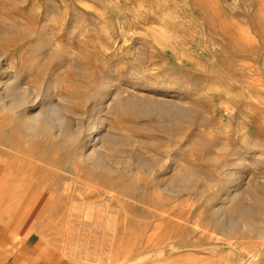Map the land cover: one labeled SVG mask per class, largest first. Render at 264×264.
<instances>
[{
  "label": "rangeland",
  "instance_id": "obj_1",
  "mask_svg": "<svg viewBox=\"0 0 264 264\" xmlns=\"http://www.w3.org/2000/svg\"><path fill=\"white\" fill-rule=\"evenodd\" d=\"M0 1V25L17 35L37 20L58 56L37 52L32 36L13 44L0 36V87L15 83L36 113L59 103L60 128L82 135L35 134L22 124L26 111L0 105V130L9 131L0 170L16 156L9 186L16 178L23 186L17 202L0 199L1 241L35 236L65 264H264V251L249 260L211 217L243 178L253 180L247 191L264 185V0ZM125 91L212 117L214 127L107 112ZM90 128L113 141L98 145L102 165L84 158ZM216 139L239 152L231 166L213 161L223 155ZM17 156L33 165L23 170ZM153 196L156 217L147 211ZM243 202L259 208L249 192Z\"/></svg>",
  "mask_w": 264,
  "mask_h": 264
},
{
  "label": "bare ground",
  "instance_id": "obj_2",
  "mask_svg": "<svg viewBox=\"0 0 264 264\" xmlns=\"http://www.w3.org/2000/svg\"><path fill=\"white\" fill-rule=\"evenodd\" d=\"M0 4H1V1H0ZM36 21L37 20H35V22ZM48 21H50V20L48 19ZM35 22H32L29 25L31 31L30 30L27 31L26 29L21 28V29H24L26 32L22 30L23 33L22 34H18L20 32L17 31L18 32V33L16 32L17 35H15V33H13V32H8L10 30V29L8 30V28L10 26L8 27V25H7L8 28H6V26H4V25H6L5 22H3L4 25L3 26L0 25V36H4L6 38V40L8 41V43H12V44L15 41V39L16 40H19V39L21 40V38L22 39H24V38L28 39L30 36H32V38H34V41L36 43H38L37 45H38V50L39 51L37 50V52H40L42 55L45 54V52H46V56H45L46 58L51 59L53 56H56V58L58 59V56L56 54L57 52H55L54 50H52L51 48L46 46L45 39L43 38V35L37 33L39 28H36L37 24ZM48 23L46 22V25L50 24V23L49 24ZM39 25H40V23H39ZM39 25H37V26L40 27ZM46 25H45V27H46ZM12 30H15V29L13 28ZM56 47H57V45H56ZM47 52H49V53L51 52V53H53V55L49 56V54H47ZM38 55L39 54H37V56ZM34 56H36V55H34ZM35 60H37V58ZM52 64H54V63H52ZM38 65H40V66H38L39 67L38 70L39 69H42L43 71L46 70V67H45L46 65H44V63H43V65L38 63ZM0 88H1L0 89V105H1V108L5 109L7 111H11L13 113L14 112H18V110H21V111H24V112L26 111V113L23 114V118H22V120H23L22 124H23L24 127H26V129L28 128L30 131H33L35 134H38V133H40L42 135L43 134H47V135L52 134V136L57 138V139H61L62 138V139H66V141H69V142H73L75 140L77 141L82 136L81 134L76 133V132L75 133H69L68 127L66 129H61L60 128L63 125V123L65 122L64 121L65 120V116L62 114L61 109H60V112H59V103L56 104V105H52L51 107H47L45 112H42V113L37 112L36 113V111H35V108H36L35 104L36 103L33 104L34 106H32L33 107L32 108L30 106V102L27 100L28 96L25 93H22V92L20 93L19 92L20 91V87L17 86L15 83H13L11 81H8L4 85H2ZM26 96H27V98H26ZM35 98H37V96ZM28 103H29V106H27ZM111 104L112 105L109 108V111H107V112L123 113L126 116H130V117H132V116L133 117L141 116V117L147 118L148 121H151V119L152 120L160 119L161 120L160 122H164V123L166 121H168V122L172 123L170 128H184L183 125H182V122L185 119H189L190 122L192 121L191 125H198V127H200V128L202 126H206V125L207 126H210V125L213 126V124H214L213 123L214 120L211 119L212 117L211 118L206 117V116L205 117H203V116L202 117H200V116L196 117L197 115L194 116V115L190 114V112L187 113L186 111L188 109H185L186 107L184 108L181 105H178V104H176L174 102H171V101H168V100L167 101H163V100H160V99L147 98L146 96L144 98L143 97H138V96L132 95L128 91L120 93V95H118V97H116V99L115 98H111ZM149 118H150V120H149ZM21 126L22 125H20V127ZM148 129H151V128H148ZM161 129H163V128H161ZM97 130L96 129H91V128L89 130L86 129V133L88 132V134L86 136V140H87L86 146L87 147H86V150H85V153H84V158H85V160L87 162H93V163H95L97 165H102L103 164V159H104V154L98 149V145L101 144L102 142H104V143H112L113 141H111L109 137H107L105 135H102L103 134L102 131H98L97 132ZM152 130H153V128L151 129V132H152ZM177 131H179V130H177ZM155 132L156 131H154V133ZM8 133H9V131L7 129L4 130V128H3L2 130H0V141L1 142L4 141L5 138H7V134ZM12 137H14V136H12ZM18 140L20 141V139H18ZM34 141H35V139H34ZM15 144H17V143H15ZM29 144H30V142H29ZM206 144L208 146V144H211V143L207 142ZM6 145H8V144H6ZM13 145H14V143H13ZM35 145H36V142H35ZM214 145H217L218 148H220V147L222 148V151H223L222 154L223 155L220 156L221 158L216 157L213 161H216V163L219 164V166L221 165V167L222 166L223 167L224 166H231L232 164H230L231 162L229 161L228 158L230 156L239 155L238 154L239 152L236 153L235 151L234 152L230 151L229 149H227V145L225 143H222L221 141H219L217 139L215 140ZM16 146L18 147V145H16ZM31 146H32V144H31ZM12 147H15V146H12ZM10 150H12V149H10ZM28 150H30V149H28ZM18 151H19V149H18ZM21 151L23 152V149ZM25 151H26V149H25ZM27 151H26V153H27ZM6 152H8V151L5 150V154H6ZM24 153H22V154H24ZM5 154H4V156H5ZM9 155L8 156L11 159L10 160L11 162L10 161L8 162L9 166L6 165L7 168L4 167L7 171H5L4 169L0 170V199L5 194L6 195L8 194L9 203H14V202H17L15 200V198H16V196H19V193L21 194L23 186L22 187L20 186V183H22L20 181L21 180L20 178L19 179L16 178V180L14 179L13 180L14 183L13 184L11 183L12 185L9 186L10 181H12V179H11L12 176H11V173H9V171L10 172L12 171V173H13V171L15 169L14 168L15 164H13V163L16 162V156H14L13 154H9ZM2 156H3V154H2ZM26 156H27V154H26ZM31 156H33V155H31ZM242 156L243 155L240 154L239 159ZM3 157H1V158H3ZM17 158H18L19 161L23 162V164H24L23 170H25L26 167L28 168V167H31V165H33V164L29 163L26 160V158H24L23 156L22 157L21 156H17ZM2 160L4 161V159H2ZM5 161H7V160H5ZM142 163L143 164L138 163V165H143V166L147 165V164H144V162H142ZM149 166L147 165L146 167L152 168L151 166L150 167ZM34 167H36V166H34ZM38 168L41 169V165H39ZM149 170L150 171H146L148 174L153 173V169H149ZM228 176L230 178L234 179V177H236V174L229 173ZM249 178H251V177H249ZM251 179L243 178V180H242L243 182L241 181L242 185L240 187H236V188L234 187L233 190L231 191L230 195H226L223 199L221 198L222 200L220 202L221 205L219 207V210L215 211L214 214L212 212H210V213L213 214V215L211 214V217L214 220V222L217 221L216 222L217 223V228L221 229L224 232V235L226 236V238H228L226 240L229 241L232 238L233 239H237L238 243L235 241V243H237L236 247L237 246L239 248L242 247V249H243L242 251L248 252V259L249 260L250 259L254 260V259L259 258L260 254L263 253V251H264V185L262 184V182L258 183V184H256V186L254 188L255 191H253V192L247 191V190L250 189V184L253 182V180H251ZM228 180H230V179H228ZM173 181H175V179L172 180L171 182H173ZM35 182H37V180H35ZM32 183H33V181H32ZM237 185H238V183H237ZM39 186H40V184H39ZM34 187L36 188L37 186L34 185ZM195 187L190 185V184H186L185 186L182 185L181 189L182 190H186V191H194ZM205 187L206 186H204V190H205ZM24 188H26V187H24ZM200 188H202V187H200ZM31 189H33V186H31ZM31 189H28L27 191H30ZM39 191H40V189L37 190V192H39ZM163 191H165V190L163 189ZM245 192L246 193L249 192V194L252 197V200L255 203H257V205L259 206L258 210L252 211V209H250L249 207H246L243 204V203H245V202H243ZM68 196H71V195H68ZM146 202L148 203L147 205L150 206V208L147 211H149V212L150 211L151 212L154 211L155 212V209H157L156 208L157 201L155 200L154 196L151 197L149 200H146ZM167 210L168 209H166V211ZM154 212H153V214H154ZM158 215L160 216L159 213L155 212V217L158 216ZM225 244H227V243H225ZM239 255H240L239 262H241L244 256H243L242 252H239ZM178 261H180V260H178ZM176 264H178V263H176Z\"/></svg>",
  "mask_w": 264,
  "mask_h": 264
},
{
  "label": "crops",
  "instance_id": "obj_3",
  "mask_svg": "<svg viewBox=\"0 0 264 264\" xmlns=\"http://www.w3.org/2000/svg\"><path fill=\"white\" fill-rule=\"evenodd\" d=\"M3 238L5 241L0 239V264H65L57 251L46 248L35 236L19 242L8 233Z\"/></svg>",
  "mask_w": 264,
  "mask_h": 264
}]
</instances>
